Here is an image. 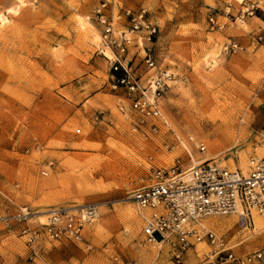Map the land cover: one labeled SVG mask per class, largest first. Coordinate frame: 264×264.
<instances>
[{
    "label": "rangeland",
    "instance_id": "374dc122",
    "mask_svg": "<svg viewBox=\"0 0 264 264\" xmlns=\"http://www.w3.org/2000/svg\"><path fill=\"white\" fill-rule=\"evenodd\" d=\"M102 1L0 0V13L10 19L0 29V213L97 205L84 234L89 249L45 242L34 255L17 225L0 226V264H173L166 243L144 241L129 196L176 152L164 147L169 135L146 139L118 110L129 101L111 87L110 64L98 53L94 9ZM114 1L146 8L157 23L153 58L174 75L162 106L186 141L206 145L195 155L233 169L263 152L253 130L264 125V40L256 39L264 32V0ZM251 5L253 14L241 23L238 16ZM209 11L222 29L210 28ZM230 39L244 50L221 52ZM132 54L138 63L142 51L131 47ZM237 221V214L209 219L236 243L235 253L264 255V235L254 224L241 230ZM195 248L185 252L187 264H218L210 247Z\"/></svg>",
    "mask_w": 264,
    "mask_h": 264
},
{
    "label": "built area",
    "instance_id": "2783aa9c",
    "mask_svg": "<svg viewBox=\"0 0 264 264\" xmlns=\"http://www.w3.org/2000/svg\"><path fill=\"white\" fill-rule=\"evenodd\" d=\"M253 11V5L247 7L238 19L244 23L245 16ZM224 13L227 16L229 10ZM94 14L99 27L98 53L110 64L111 87L121 88L129 101L128 105H118L120 114L129 120L132 131L146 139L169 135L172 141L164 147L169 153L176 152L169 165L152 168L148 183L130 193L144 241L166 243L171 248L173 264H187L185 252L190 247L196 250L198 243L211 248V256L218 264H261V250L235 253L236 243L209 219L237 214L241 230L252 228L253 212L264 221V151L249 154L245 169H230L210 157H197L196 153H205L206 145L200 140L186 141L163 109L161 100L174 75L153 58L159 27L148 10L119 7L114 0H104L95 7ZM207 22L211 29L225 25L213 11L208 12ZM258 31L256 39L263 41L264 32ZM131 47L142 51L138 63L134 54L129 57ZM242 50L240 42L230 39L221 52ZM141 64L144 70L137 72ZM253 132L256 146L264 149V125ZM37 214L27 206L13 213H0V226L17 225L19 237L34 255L45 242L73 241L90 248L84 234L97 216L96 204L52 206L43 213L44 221Z\"/></svg>",
    "mask_w": 264,
    "mask_h": 264
},
{
    "label": "bare ground",
    "instance_id": "6f19581e",
    "mask_svg": "<svg viewBox=\"0 0 264 264\" xmlns=\"http://www.w3.org/2000/svg\"><path fill=\"white\" fill-rule=\"evenodd\" d=\"M16 4L17 5H22L24 3V0H15ZM10 22V19L8 18V16H6L5 14H3L2 12L0 13V29L4 28L8 23ZM77 24H78V27L83 31L85 29V25H84V19H82L81 17H79L77 19ZM107 53V52H106ZM108 54V53H107ZM48 102V101H47ZM205 158L209 157L205 154L204 156ZM246 163H247V160H246ZM244 166V165H243ZM246 166V164H245ZM245 166L244 167H241L242 169H245ZM236 168V167H234ZM46 211V210H45ZM45 211H39L37 212L40 217V220L41 221H44L43 220V216L42 214L45 212ZM252 220H253V231L259 233V234H263L264 235V221L263 219L258 215L256 214L255 212H253L252 214ZM155 242L157 244H161L159 240H155ZM198 244H201V243H198ZM204 244V243H203ZM207 246V245H206Z\"/></svg>",
    "mask_w": 264,
    "mask_h": 264
}]
</instances>
